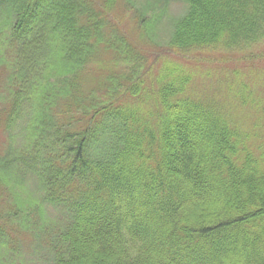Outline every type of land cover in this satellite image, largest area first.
I'll return each mask as SVG.
<instances>
[{"label": "trees", "instance_id": "1", "mask_svg": "<svg viewBox=\"0 0 264 264\" xmlns=\"http://www.w3.org/2000/svg\"><path fill=\"white\" fill-rule=\"evenodd\" d=\"M93 1L0 0V197L21 208L31 177L43 204L65 213L55 264H264L263 126L235 113L259 105L253 88L226 82L227 104L195 98L194 73L161 58L254 46L264 0H182L167 49L129 62L155 68L154 84L112 76L104 97L82 77L104 31H124Z\"/></svg>", "mask_w": 264, "mask_h": 264}, {"label": "rangeland", "instance_id": "2", "mask_svg": "<svg viewBox=\"0 0 264 264\" xmlns=\"http://www.w3.org/2000/svg\"><path fill=\"white\" fill-rule=\"evenodd\" d=\"M103 2L105 3V0H94L90 6L95 9L97 16L109 13L108 20L116 21L118 27L124 31L123 34L118 32L124 40H120L117 32L110 35L109 28L104 31L106 38L100 47L99 61H94L83 74V91H96L102 97L108 95V92L112 91L108 79L113 78L112 76L116 84L124 80V75H129V80L143 79L148 86L154 84L155 68L152 74H147V61L141 65L140 71L134 67L128 69V65L136 63L137 59H149L154 53L159 54L167 49L174 22L187 14V4L182 0H117L111 11H108ZM105 17L106 15L103 17L106 20ZM2 20L3 16H0V21ZM8 35V32L4 33V37ZM107 43L110 47H104ZM3 47L5 45L0 43V52ZM125 49L135 52L130 50L127 55ZM11 51L9 47V53ZM161 58L176 61L194 73L189 94L195 98H215L227 104L226 82H234L236 85L249 83L259 105L239 106L238 111L235 109L236 115L239 116L237 121L245 127L257 125L259 122L263 126L260 129L264 136V39L250 48L235 47L232 50L216 52L206 48L181 58L175 55ZM0 82H5L4 77ZM1 87L6 88L0 84V89ZM120 89L123 90L122 87ZM2 97H5V94L0 93V110L4 107ZM260 113L263 115L261 119ZM236 115L234 114V117ZM63 119L62 117L61 120ZM26 120H20L18 126H25ZM15 135H20V132ZM7 139L8 135L3 133L0 126V154L4 152ZM22 144L20 136L15 148L20 149ZM36 183L35 178L29 177L27 194L23 197L25 203L21 208L17 202L11 201L10 204L0 197V264H55L56 256L52 254L55 229L56 224L64 223L65 213L43 204L42 194Z\"/></svg>", "mask_w": 264, "mask_h": 264}]
</instances>
